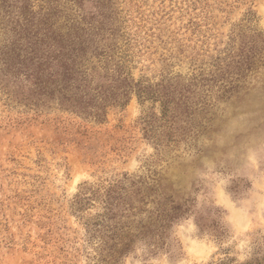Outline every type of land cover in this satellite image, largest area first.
Segmentation results:
<instances>
[{
    "label": "rangeland",
    "instance_id": "374dc122",
    "mask_svg": "<svg viewBox=\"0 0 264 264\" xmlns=\"http://www.w3.org/2000/svg\"><path fill=\"white\" fill-rule=\"evenodd\" d=\"M111 1L128 70L186 87L183 106L165 121L133 95L95 123L9 108L0 93V264H88L72 201L125 175L155 201L126 231L155 208L177 218L162 233L153 222L121 264H264V0ZM97 5L82 7L96 22Z\"/></svg>",
    "mask_w": 264,
    "mask_h": 264
},
{
    "label": "trees",
    "instance_id": "16d2710c",
    "mask_svg": "<svg viewBox=\"0 0 264 264\" xmlns=\"http://www.w3.org/2000/svg\"><path fill=\"white\" fill-rule=\"evenodd\" d=\"M85 1L0 0L4 103L27 113H68L104 123L111 109H123L136 95L141 101H158L162 120L168 121L170 115L174 118L181 95L188 89L165 79L156 87L136 81L128 70L131 39L123 34L112 1L94 0L100 9L98 22L93 20L95 14L91 18L83 14ZM141 120L147 136L154 134L153 118L143 116ZM154 202L128 175L106 187L82 185L71 209L86 230L88 264H121L135 243L145 238L141 234L155 233L151 229L155 221L160 222L157 231L162 233L177 217L164 215L158 208L146 217L148 224H138L134 233L130 228L126 231V220L143 215L145 205ZM96 204L98 212L89 214Z\"/></svg>",
    "mask_w": 264,
    "mask_h": 264
}]
</instances>
